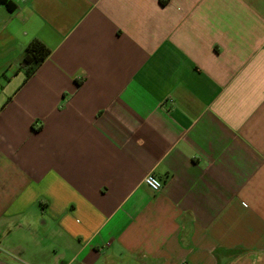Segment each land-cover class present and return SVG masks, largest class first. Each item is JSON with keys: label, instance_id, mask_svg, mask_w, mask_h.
Here are the masks:
<instances>
[{"label": "crops", "instance_id": "obj_1", "mask_svg": "<svg viewBox=\"0 0 264 264\" xmlns=\"http://www.w3.org/2000/svg\"><path fill=\"white\" fill-rule=\"evenodd\" d=\"M9 1L0 264H264V0Z\"/></svg>", "mask_w": 264, "mask_h": 264}, {"label": "trees", "instance_id": "obj_2", "mask_svg": "<svg viewBox=\"0 0 264 264\" xmlns=\"http://www.w3.org/2000/svg\"><path fill=\"white\" fill-rule=\"evenodd\" d=\"M0 4L4 5L10 12L15 10V5L9 0H0ZM50 54L51 50L43 43L37 40L33 41L26 49V53L22 61V67L25 68L27 70V74L30 75L48 58Z\"/></svg>", "mask_w": 264, "mask_h": 264}, {"label": "built area", "instance_id": "obj_3", "mask_svg": "<svg viewBox=\"0 0 264 264\" xmlns=\"http://www.w3.org/2000/svg\"><path fill=\"white\" fill-rule=\"evenodd\" d=\"M172 102V101H169ZM144 183L147 187H149L152 191H160L162 188V181L155 177L154 175H148L144 179Z\"/></svg>", "mask_w": 264, "mask_h": 264}]
</instances>
